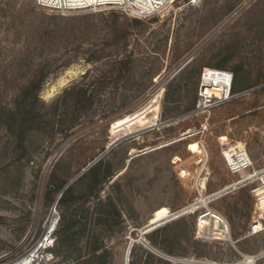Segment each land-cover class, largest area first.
<instances>
[{
	"label": "rangeland",
	"instance_id": "374dc122",
	"mask_svg": "<svg viewBox=\"0 0 264 264\" xmlns=\"http://www.w3.org/2000/svg\"><path fill=\"white\" fill-rule=\"evenodd\" d=\"M184 60L192 66L174 71ZM218 64L234 96L195 114L194 72ZM237 142L251 169L264 167V0H177L142 18L0 0V264L30 252L33 264H237L264 253V230L246 231L258 183L217 199L196 186L203 170L212 190L237 179L221 153ZM190 204L160 224L183 217L166 240L146 227L158 207ZM207 210L225 234L211 222L196 236Z\"/></svg>",
	"mask_w": 264,
	"mask_h": 264
},
{
	"label": "built area",
	"instance_id": "2783aa9c",
	"mask_svg": "<svg viewBox=\"0 0 264 264\" xmlns=\"http://www.w3.org/2000/svg\"><path fill=\"white\" fill-rule=\"evenodd\" d=\"M176 1L177 0H36V2L42 6L59 11L113 7L136 18L146 17L160 10L172 7ZM232 80L233 73L225 68L212 66L202 67L197 88V98L192 112L199 114L230 100L234 96L232 93ZM221 153L229 172L237 175V179L222 187L220 193H217L220 191L218 190L209 194L208 197L215 199L245 184L251 182L258 183L252 189L256 197L255 207L257 211L248 234H254L264 230V188H262V183H264V167L251 169L253 165L252 159L245 149L244 144L241 142L224 146ZM189 206H191V204L186 206V212H193L197 208H191ZM206 215H209V217H206ZM211 216L219 219L218 223L215 224ZM205 219H208L209 222L206 227H203L205 226ZM211 222L213 223V228L216 230L215 233L217 235H222V233L225 234L228 230L226 222L221 215L212 210H207L197 217L196 236H200ZM261 257H264V253L262 252L257 254H245L237 264H255Z\"/></svg>",
	"mask_w": 264,
	"mask_h": 264
},
{
	"label": "crops",
	"instance_id": "0c3cea01",
	"mask_svg": "<svg viewBox=\"0 0 264 264\" xmlns=\"http://www.w3.org/2000/svg\"><path fill=\"white\" fill-rule=\"evenodd\" d=\"M189 62H190V60H184L178 67H176V69L174 70V71H177L178 69V71L179 72H182V69L183 70H185L186 68H188V67H191L192 65H188L189 64ZM168 66V65H167ZM209 66H212V65H209ZM169 67V66H168ZM182 67V68H181ZM213 67V66H212ZM214 67H223V65H221V64H218V65H215ZM181 68V69H180ZM193 68V67H192ZM194 74H195V77H196V81H197V83H198V79H199V70H196L195 72H194ZM130 116V115H129ZM132 116V119H131V124L132 123H134L135 121H139L140 120V118H139V115L138 114H134V115H131ZM135 118H137V119H135ZM135 119V120H134ZM128 121H129V119H128ZM130 124V125H131ZM120 127L121 126H123L124 128H125V124L124 123H122V124H120L119 125ZM119 126H117V127H119ZM161 143H164V142H161ZM130 158H132V156H130ZM129 158V159H130ZM203 161V158L202 157H199L195 162L196 163H201ZM171 163H172V161H171ZM176 163V162H175ZM225 163V162H224ZM202 167L200 166V167H198V169H196V171H195V173H198L199 172V169H201ZM186 171L188 170L187 168L185 169ZM204 174H206V172H204V170H203V172L198 176V179H197V182H196V186H198V188L203 192V193H211V192H214V191H217L216 189H214V190H212L211 189V184L213 183V180H215V179H213V177L212 176H208V175H204ZM181 176L182 177H185V176H187V175H182L181 174ZM178 177V176H177ZM179 178V177H178ZM189 186V185H188ZM190 188H192V183H191V185H190ZM223 196V195H222ZM221 197V196H220ZM219 198V197H218ZM217 199V198H216ZM254 205V204H253ZM215 211H218V210H216L215 209ZM252 220H251V222L248 224V226H247V229H246V231L250 228V226H251V224H252ZM246 231L244 232V234L246 233ZM243 234V235H244ZM242 235V236H243ZM238 240V238L236 239V241Z\"/></svg>",
	"mask_w": 264,
	"mask_h": 264
},
{
	"label": "bare ground",
	"instance_id": "6f19581e",
	"mask_svg": "<svg viewBox=\"0 0 264 264\" xmlns=\"http://www.w3.org/2000/svg\"><path fill=\"white\" fill-rule=\"evenodd\" d=\"M221 191L222 190L218 191L217 193H220ZM200 201H202L203 204H200L199 206L206 204L207 199L206 198H202ZM55 203H56V201H55ZM194 207H198V205L195 204ZM54 213H55V211L52 210V212H51V216L52 217L50 219L51 222H52V224L55 223V218H53ZM169 215H170V211H169L168 207H166V206L158 207L157 209H155V211L151 215L150 222H158V221H161V220L167 218ZM211 219L215 222V224L218 223V221H219V219L215 218L214 216H211ZM208 222H209V220L208 219L207 220L205 219L204 220V225L205 226H203V227H206V225H207ZM201 225H202V222H201ZM50 231H51V229L48 230V233ZM31 253L32 252L24 255L23 257H20V258L16 259L15 262L6 263V264H33L34 255L31 254Z\"/></svg>",
	"mask_w": 264,
	"mask_h": 264
},
{
	"label": "trees",
	"instance_id": "16d2710c",
	"mask_svg": "<svg viewBox=\"0 0 264 264\" xmlns=\"http://www.w3.org/2000/svg\"><path fill=\"white\" fill-rule=\"evenodd\" d=\"M183 217H180L174 221H172L171 223H167L164 225H160L158 227H156L152 232H157L160 233V235L164 236L163 238H165L164 240L167 239V236L169 234H176L178 229L181 227V223H182V219ZM150 242H153V238L150 236L149 238ZM170 251H172V247L170 246L168 248ZM157 263L158 264H172L169 260L167 259H163V258H157ZM133 264V262H132Z\"/></svg>",
	"mask_w": 264,
	"mask_h": 264
},
{
	"label": "water",
	"instance_id": "95a60500",
	"mask_svg": "<svg viewBox=\"0 0 264 264\" xmlns=\"http://www.w3.org/2000/svg\"><path fill=\"white\" fill-rule=\"evenodd\" d=\"M84 169H85V168H83L82 170H84ZM67 185H68V183H67L65 186H67ZM65 186H64V188H65ZM62 191H63V189L61 190V192H60L59 194H61ZM186 211H187V207L184 206V207L179 208L178 210H176V211H174V212H170V215H169L167 218H165V219H163V220H161V221H158V222H150L146 227H147V228H150L151 226L160 225V224H162L163 222L169 221V220H171V219H173V218H175V217H178V216L184 214ZM129 250H130V247H129V249H128V252H129ZM173 260H174V261H177L176 258H173ZM126 264H128V263H126Z\"/></svg>",
	"mask_w": 264,
	"mask_h": 264
}]
</instances>
